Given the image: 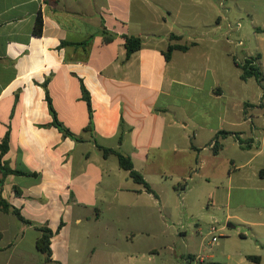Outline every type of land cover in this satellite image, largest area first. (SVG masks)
<instances>
[{
	"label": "crops",
	"instance_id": "0c3cea01",
	"mask_svg": "<svg viewBox=\"0 0 264 264\" xmlns=\"http://www.w3.org/2000/svg\"><path fill=\"white\" fill-rule=\"evenodd\" d=\"M208 1L202 10L216 18L214 28L191 25L202 15L195 6L201 0H0V144L8 136L0 163L35 174L3 179L0 196L33 225L0 211V264L41 255L37 228L54 233L51 264H67L87 239L116 246L118 236L128 243L123 228L139 211L142 229L148 213L156 224L170 221L176 210L154 187L166 180L159 168L167 162L174 190L182 191V213L190 215L192 199L204 197L214 222L224 218L231 229L218 235L226 238L219 264H264V80H242L236 65L253 58L264 76V29H235L236 41L221 28L222 2ZM181 16L185 21L176 22ZM124 36L141 39L128 58ZM169 44L189 48L166 61ZM81 86L91 103L88 131ZM46 92L75 139L52 126ZM220 132L228 135L215 141ZM97 146L129 157L154 194ZM105 211L113 219L101 220ZM26 236L29 250L22 248Z\"/></svg>",
	"mask_w": 264,
	"mask_h": 264
},
{
	"label": "rangeland",
	"instance_id": "374dc122",
	"mask_svg": "<svg viewBox=\"0 0 264 264\" xmlns=\"http://www.w3.org/2000/svg\"><path fill=\"white\" fill-rule=\"evenodd\" d=\"M222 6L219 8L221 16V28L223 31H231L234 40L236 37L235 26L237 23L241 24V29L238 31L244 33L249 30H255L256 28L264 29V0H220ZM208 0H201L197 2L195 6L202 12V15L195 20H190L191 25L200 28L203 25H210L209 28L216 27V18L211 17L206 10H202L204 6L208 4ZM229 8L230 13L225 20L226 9ZM249 14L253 20L254 25L248 24L250 21ZM185 21L182 16L179 17L176 22L182 23ZM232 27L234 30H230ZM237 41V40H236ZM170 162L164 163L160 166L159 170L164 174L166 178L164 183L155 184L157 190H162L164 198L168 197L170 205L176 210L177 214L170 221L165 220L164 224L153 222L150 214L145 216L146 228L142 229L143 214H133L131 220L127 223V226L123 230L129 232L128 243L126 240L121 241L118 238L116 246L98 242L93 245L90 239L83 243L78 249L79 254H70V258L67 264H89L90 258L94 257V264H208V263H220L223 261L221 246L225 243L224 237H218L217 244L211 242V236L208 234L211 224H215L220 228L216 236L220 233H232L231 229L226 227V221L224 218L217 219L216 223L211 217V206L208 203L207 198L200 201L192 199L194 208L192 213H182V204L185 203L181 200L182 191L176 188V182L173 178V173ZM170 174V175H169ZM188 186L192 185L191 182H187ZM172 196V199H171ZM168 212L165 213L167 215ZM171 214V213H170ZM95 215V214H93ZM101 220H111L114 217L112 212H103L100 214ZM168 216V215H167ZM138 218V219H137ZM225 229V231H222ZM148 230V238L142 236V232ZM201 233L202 236H199ZM118 234V233H117ZM29 237L26 236L22 248L29 250L28 246ZM129 239H132L130 245ZM96 243V242H95ZM93 247H96V254H92ZM130 253L135 261H127L124 253ZM115 253V254H113ZM202 259L200 260V258ZM25 264H45L44 258L36 253H31L28 256V260Z\"/></svg>",
	"mask_w": 264,
	"mask_h": 264
},
{
	"label": "trees",
	"instance_id": "16d2710c",
	"mask_svg": "<svg viewBox=\"0 0 264 264\" xmlns=\"http://www.w3.org/2000/svg\"><path fill=\"white\" fill-rule=\"evenodd\" d=\"M41 33H42V20L40 17H37L35 25H34V29H33V34L39 37L41 36ZM102 33H103L104 42H108L111 40L110 36H108L106 32L102 31ZM123 38H124V47L126 49V58H128L130 57V55H132L134 52L138 51L141 48V39L138 37H133V36H124ZM169 38L170 40L179 39V37H176L174 35H170ZM188 48L189 46L187 45L169 44L163 53L164 58L166 61H169L171 58V54L174 50L186 51ZM254 61L255 59L249 58V59H246L243 63L236 64V65L242 71V74H241L242 80H246L247 78L253 77L257 82L260 83L262 80H264V76H262L259 68L254 65ZM81 93H82V99L85 101L87 105V109H88L89 123L87 127L85 128V130L88 131L92 129V122H91L92 110H91L90 97H89L88 92L83 86H81ZM46 101H47L48 108H49V111L53 119L52 126L55 127L63 136L75 139L74 136L71 133H69L65 128H63V126L58 121L55 111L51 106V102H50L47 92H46ZM225 135H228V133H225V132L218 133L215 137V141L217 140L218 136H225ZM7 144H8V136L6 135L2 143L0 144V159L2 158V156L6 153L8 149ZM217 147H218V144H215V148ZM97 148L101 151L102 156L104 158H107L110 155H114L117 159L119 168L127 172L129 178L135 184L141 185L147 193L154 194V192L150 188L149 184L145 181L143 176L139 172L135 171V169L133 168V164L129 157L123 156L122 154L112 149H107V148H103L100 146H97ZM8 175L35 176L34 173H22V172L11 170L7 165H1L0 163V194H1L3 179ZM0 211L14 215L21 223L25 225H33L31 221L25 219L21 215V212L19 209L10 205L1 196H0ZM62 226H63V223L61 221L55 233H58ZM37 230L41 233V235L36 240V243H35L36 250L43 256L45 264H51L53 262L51 258L52 253H51V248H50V244H51L50 240L52 236L54 235V233L46 227L37 228ZM248 259L255 260L256 258L248 257ZM208 264H219V263H208Z\"/></svg>",
	"mask_w": 264,
	"mask_h": 264
},
{
	"label": "built area",
	"instance_id": "2783aa9c",
	"mask_svg": "<svg viewBox=\"0 0 264 264\" xmlns=\"http://www.w3.org/2000/svg\"><path fill=\"white\" fill-rule=\"evenodd\" d=\"M240 28H241V24L237 23L235 26V29L239 30ZM238 45L241 46L242 45L241 42H239ZM218 229L219 228L215 224L211 225L209 228V234L212 236V238H211L212 243H216L218 240V236L215 235L217 233Z\"/></svg>",
	"mask_w": 264,
	"mask_h": 264
}]
</instances>
